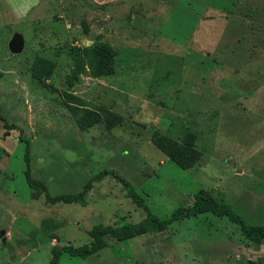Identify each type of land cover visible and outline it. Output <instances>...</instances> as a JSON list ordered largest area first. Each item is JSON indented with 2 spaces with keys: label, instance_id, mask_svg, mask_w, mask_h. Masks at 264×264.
Returning <instances> with one entry per match:
<instances>
[{
  "label": "rangeland",
  "instance_id": "obj_1",
  "mask_svg": "<svg viewBox=\"0 0 264 264\" xmlns=\"http://www.w3.org/2000/svg\"><path fill=\"white\" fill-rule=\"evenodd\" d=\"M36 55L54 62L44 81L29 75ZM20 139L49 195L110 169L159 219L205 190L264 226V0H0V264H48L93 225H136L145 211L111 175L77 203L47 202L25 182ZM103 239L58 264H264L261 245L210 212Z\"/></svg>",
  "mask_w": 264,
  "mask_h": 264
},
{
  "label": "trees",
  "instance_id": "obj_2",
  "mask_svg": "<svg viewBox=\"0 0 264 264\" xmlns=\"http://www.w3.org/2000/svg\"><path fill=\"white\" fill-rule=\"evenodd\" d=\"M91 55L85 58L86 64L89 66L94 65L97 60V55L99 56L96 50L91 51ZM104 58V57H103ZM84 60L80 55H75L72 59L71 67L69 73L67 75V82L72 84V79L76 77V72L79 66H82ZM54 68V62L36 55L33 57L30 66H29V75L31 78L37 81H44L47 79L52 70ZM3 127L6 129L12 128L11 124L2 122ZM23 141V159L25 161V168L23 170L25 182L29 187H39L41 188L44 198L49 203L63 202V203H77L82 200L84 194L90 189L92 182L99 181L102 177L106 175L114 176L123 186L127 196L136 203V205L142 207L145 211V216L142 220H140L136 225L133 223H126L118 228L112 227L110 225H101L96 224L93 225L89 230L90 240L88 244H81L77 246H73L71 244L62 245L58 248H51L50 257L48 260V264H58V258L61 253H65L68 256L85 258L86 256L97 252L102 247H104L105 242L103 239L104 235H109L114 237L117 240H122L127 237H132L139 233L144 232L145 230H163L165 226L171 223L173 220H177L179 218H188L195 217L200 213L210 212L212 215L221 217L225 216L227 219L236 225H238V229L240 234L250 241L253 245L263 247L264 253V226L262 225H253L247 224L243 221V219L235 213L230 206L224 201H217L213 197L209 195V193L205 190H199L195 193V198L193 202L185 207H177L174 208L169 216L159 219L155 214H152L145 204L142 201V197H140L133 187L130 185L129 181L124 179L121 176H118L113 170L110 169H101L97 173L90 176L82 185L81 189L73 192V193H60L56 195H49L46 191L45 185L42 181L38 179H34L30 176L29 167H28V142L26 140L20 139ZM174 161L179 166H184L181 159L178 157H173Z\"/></svg>",
  "mask_w": 264,
  "mask_h": 264
},
{
  "label": "water",
  "instance_id": "obj_3",
  "mask_svg": "<svg viewBox=\"0 0 264 264\" xmlns=\"http://www.w3.org/2000/svg\"><path fill=\"white\" fill-rule=\"evenodd\" d=\"M23 47V38L21 36V34L17 33V32H13L7 42V48L11 53H18L21 51ZM4 230L1 229L0 230V238L3 241L4 238Z\"/></svg>",
  "mask_w": 264,
  "mask_h": 264
}]
</instances>
